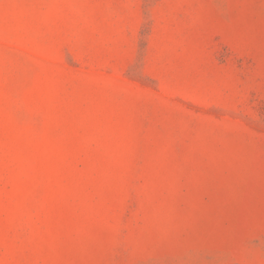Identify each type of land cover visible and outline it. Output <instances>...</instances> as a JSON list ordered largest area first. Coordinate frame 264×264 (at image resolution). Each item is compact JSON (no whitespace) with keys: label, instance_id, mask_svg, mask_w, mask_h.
<instances>
[{"label":"rangeland","instance_id":"obj_1","mask_svg":"<svg viewBox=\"0 0 264 264\" xmlns=\"http://www.w3.org/2000/svg\"><path fill=\"white\" fill-rule=\"evenodd\" d=\"M0 264H264V0H0Z\"/></svg>","mask_w":264,"mask_h":264}]
</instances>
